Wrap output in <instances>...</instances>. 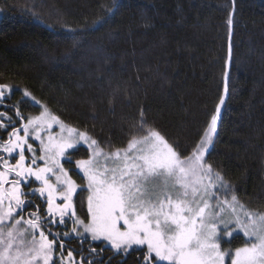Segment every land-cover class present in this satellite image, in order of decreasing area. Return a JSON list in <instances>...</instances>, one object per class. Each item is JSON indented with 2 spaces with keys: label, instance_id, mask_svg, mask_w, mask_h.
<instances>
[{
  "label": "trees",
  "instance_id": "trees-1",
  "mask_svg": "<svg viewBox=\"0 0 264 264\" xmlns=\"http://www.w3.org/2000/svg\"><path fill=\"white\" fill-rule=\"evenodd\" d=\"M0 10V88L10 90L0 109L9 123L47 110L106 152L157 134L185 160L217 115L205 164L264 217V0H0ZM89 153L79 146L63 161L79 185L77 163ZM86 204L78 192L84 221ZM24 210L25 219L44 216L38 197ZM59 237L56 247L83 264H150L145 250ZM220 244L236 251L249 240L235 234Z\"/></svg>",
  "mask_w": 264,
  "mask_h": 264
},
{
  "label": "rangeland",
  "instance_id": "rangeland-1",
  "mask_svg": "<svg viewBox=\"0 0 264 264\" xmlns=\"http://www.w3.org/2000/svg\"><path fill=\"white\" fill-rule=\"evenodd\" d=\"M7 93L0 88V108ZM217 121L216 115L194 154L181 160L157 134L106 152L47 110L15 126L0 109V264H83L56 247L59 235L116 252L145 250L150 264H264V217L237 202L205 164ZM79 146L90 151L77 163L83 185L63 166ZM78 192L87 221L75 211ZM32 197L44 216L25 219L23 205ZM48 226L60 230L49 235ZM235 234L249 244L223 251L220 242Z\"/></svg>",
  "mask_w": 264,
  "mask_h": 264
},
{
  "label": "flooded vegetation",
  "instance_id": "flooded-vegetation-1",
  "mask_svg": "<svg viewBox=\"0 0 264 264\" xmlns=\"http://www.w3.org/2000/svg\"><path fill=\"white\" fill-rule=\"evenodd\" d=\"M21 123H24V122H23V120H21ZM30 201H31V200H28V202H30ZM26 203H27V200L25 201V203H24V205H23L22 212H21V214H23V213H24V214H25V216H27V213H26V212H24V211H25L24 209H25V205H26Z\"/></svg>",
  "mask_w": 264,
  "mask_h": 264
}]
</instances>
